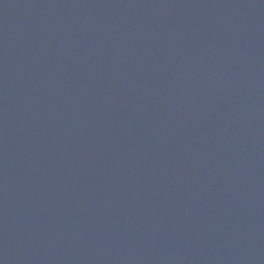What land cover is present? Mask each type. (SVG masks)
<instances>
[{
    "label": "water",
    "instance_id": "95a60500",
    "mask_svg": "<svg viewBox=\"0 0 264 264\" xmlns=\"http://www.w3.org/2000/svg\"><path fill=\"white\" fill-rule=\"evenodd\" d=\"M0 264H264V0H0Z\"/></svg>",
    "mask_w": 264,
    "mask_h": 264
}]
</instances>
